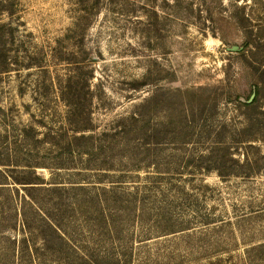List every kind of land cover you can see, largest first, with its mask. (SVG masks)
I'll use <instances>...</instances> for the list:
<instances>
[{"label": "rangeland", "instance_id": "1", "mask_svg": "<svg viewBox=\"0 0 264 264\" xmlns=\"http://www.w3.org/2000/svg\"><path fill=\"white\" fill-rule=\"evenodd\" d=\"M0 264H264V0H0Z\"/></svg>", "mask_w": 264, "mask_h": 264}, {"label": "water", "instance_id": "2", "mask_svg": "<svg viewBox=\"0 0 264 264\" xmlns=\"http://www.w3.org/2000/svg\"><path fill=\"white\" fill-rule=\"evenodd\" d=\"M236 48H237V46H233V47H232V49H236Z\"/></svg>", "mask_w": 264, "mask_h": 264}]
</instances>
